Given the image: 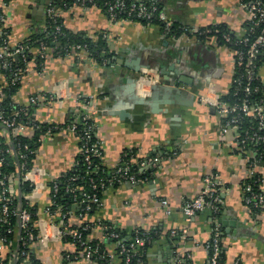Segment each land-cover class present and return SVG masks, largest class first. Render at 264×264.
<instances>
[{
  "label": "crops",
  "instance_id": "0c3cea01",
  "mask_svg": "<svg viewBox=\"0 0 264 264\" xmlns=\"http://www.w3.org/2000/svg\"><path fill=\"white\" fill-rule=\"evenodd\" d=\"M162 1L169 19L184 27L223 24L242 34L250 19L249 9L238 0ZM50 2L0 0L12 48L43 31ZM56 11L62 25L72 33L95 38L107 35L112 58L122 63L113 67L97 63L84 51L58 55L48 49L42 69H37L34 59L28 63L13 101L32 108L35 121L63 124L76 108L78 96L91 97L90 112L97 124L103 164L116 168L124 152L130 150L134 174L141 176L136 183L124 181L107 187L100 206L83 215L74 210L65 227L94 223L88 236L100 243L107 239L98 224L102 220L110 221L128 236L137 229L153 230L155 237L141 264H173L176 256L186 253L191 255V264H207L206 243L219 224L223 264H264V207L252 211L243 200V183L256 174L261 176L264 192V165L250 166L234 135H221L222 120L216 109L199 102L209 84H214L222 96L228 93L235 74L234 51L187 33L166 35L156 23L114 20L99 6L73 4ZM38 51L35 48L33 52ZM135 62L165 68L162 80H173L179 71V77L186 81L177 82L187 93L185 100L166 102L167 92L160 89L156 106L154 102L136 104L131 94L134 72L130 68ZM259 76L264 85V60ZM6 85L7 75L0 63V103ZM32 96H38L39 104L31 103ZM0 133L5 135L6 130L0 127ZM42 138L34 159V168L38 169L34 177L41 184L37 186L38 195L31 198L40 206L39 236L31 245L32 251L42 264H87L76 243L58 237L63 224H57L56 218L45 212L50 204L46 183L74 167L79 138L68 128ZM247 153L253 157L252 152ZM154 158L155 163H149ZM146 162L148 167L144 168L142 163ZM209 174H215L222 184L221 212L216 215L207 209L187 220L183 199L197 196ZM162 199L169 201L170 214ZM107 248L113 253L109 264H122L114 252L115 244L107 243ZM67 254L71 255L69 259Z\"/></svg>",
  "mask_w": 264,
  "mask_h": 264
},
{
  "label": "trees",
  "instance_id": "16d2710c",
  "mask_svg": "<svg viewBox=\"0 0 264 264\" xmlns=\"http://www.w3.org/2000/svg\"><path fill=\"white\" fill-rule=\"evenodd\" d=\"M73 1L74 0H56L55 2H53V6L56 10H60L73 5ZM112 1L114 0H98L96 6L102 7L105 11H107V6L105 4L106 2ZM144 1L150 5L155 0ZM262 1L264 2V0ZM132 2H134V0H125V3L127 5L132 4ZM65 3L67 4L64 5ZM156 5L159 11L165 9L162 0H157ZM126 13L127 12L123 10L118 14L115 20L129 19ZM133 18V20H138L144 24H159L166 35L176 36L180 35L183 31L181 25L176 23H173L171 31H165L164 23L159 20L156 15L151 20H145L142 18L135 17ZM56 20L57 21L54 22L53 19L47 17L45 22V28L43 29V31L25 39L21 43L23 46L22 52L14 55L11 58H8V65H5V59H0L2 69L7 75V85L4 88V99L0 103V109L7 117L13 116L14 111H20V115L17 117V121L26 123L28 127L32 129V133L26 132L25 134H19L17 136H7L6 134L2 135L0 133V154L4 157L1 170L4 173L12 174L14 176L13 180L15 181L17 186V193L12 198V208L18 211L26 209L30 213V220L28 222L27 229L19 227L20 219L18 215L11 214L9 216V223H3L0 221V233L7 236L10 242L12 241V243L8 245V248L4 253L5 264H38L41 262L36 258L31 246L38 239L39 236L37 222L39 219L40 206L37 202H34L27 197L33 191L34 185L30 181L25 180L23 178L26 170H30L34 166L36 150L38 149L41 143V137L45 135L49 129L54 134L55 132H58L64 128H69L70 126L75 125V135L78 136L79 139L80 136H82L84 132L91 126L89 143H87L86 146L91 147L92 144L98 140L96 133L97 124L95 123L94 119L85 118L86 111L83 109H80V112L78 113L73 111L71 113V116L63 124L53 122L41 123L33 119L32 108L17 104L13 101V95L17 93L20 87V81L13 80L14 73L19 72L20 70H22L24 73L26 71L28 63L32 59L36 61L37 69H42L45 63V57L41 55V53L43 52V45L47 48V50L54 49V53L58 55H65L66 52L71 51L72 48L77 45L86 46L89 56L92 57L99 64H104L105 61L108 62L114 56V53L110 49L108 38L104 34H100L95 38L85 34L72 33L62 25L61 18L59 16H57ZM57 25H61V31L59 33L55 31ZM215 26L220 28L222 31H231L223 24L210 25L211 28ZM263 27L264 24L255 26L250 20H248L244 27V30L248 32L247 34L250 37H255L260 34ZM6 31L8 32V34H10L8 28L6 29ZM231 32L232 35L235 37L236 34L233 31ZM219 38L220 44H223L221 37ZM201 39L206 38L203 37ZM3 44L4 37H0V45ZM35 48H38L39 50L36 53L33 52ZM263 60L264 54L260 55L258 58L257 72H259L260 65ZM239 75L241 76V72L239 71L237 75H234V82L230 86L228 93L222 97L223 100L229 102L230 104H233L241 103L245 98H249L250 102L253 103L259 102L264 99V85L262 84L260 78L256 79L253 82L254 86L259 87L258 90L252 91V93L247 95L244 91L246 84L245 78H242L241 84L235 82V79L238 78ZM239 125V133L241 135V138H243L246 131L253 132L256 129L258 121L252 117L244 116L239 118ZM0 127L3 128L2 126ZM7 131L9 132L10 130L7 129ZM261 133L264 134V130H261ZM84 143L85 141L80 139L79 147L83 146ZM26 145L28 146V149L25 148ZM8 149L9 151L7 152ZM245 151L246 153L248 151L253 153L252 160L256 161L258 158H261V160L263 161L264 141H248L245 144ZM23 153L26 154V158L24 159L20 157V155ZM89 153L91 155V163H88L85 159L87 153L79 152L76 158V164L70 171L65 173L63 176L51 181H47L46 183L50 191V214L56 215L57 222L59 221L60 217V214H58L59 211L62 215L63 212H66L70 209H74L79 212L81 208H84V206L86 205L85 202L82 206L81 204H76V202H79L84 199V192L88 193L89 195L96 194L102 199L104 190L107 187L111 185L120 184L119 181L115 179L119 176V173L116 171L117 167L113 169L108 168L105 164H103L99 156L95 155L93 152ZM132 156V151L126 150L121 157L120 165H128L129 172L131 174H134L136 172V168L131 163ZM136 176L138 178H141L140 175L136 174ZM259 177L261 176L259 174H256L255 176L245 181L243 184L250 183L255 191H261V181L258 180ZM55 188H57V191H55ZM68 188H70L71 190H68ZM97 206L98 204L94 203L93 209ZM59 208H62V210H59ZM251 209L252 211L257 212L260 211L262 208L251 207ZM91 211L92 209H90L89 212ZM216 215L218 214L216 213ZM101 223L105 226L110 227L105 230L107 239L103 241V243H100L97 240L89 239L88 234L90 233L91 229L82 230L80 227L78 228L82 230L84 238L88 240L87 243L93 248H98L97 253L94 254V259L97 260V264H109L111 258L110 253L108 252L107 243H115L114 252L117 254L120 252V246H118L119 239L110 237L109 232L113 230L118 232L121 235V240L128 245L131 241L134 240L136 230H134L131 235L128 236L124 232L119 230V228L110 221L102 220ZM10 228L12 229V231H9ZM137 230H139V232H145V230L142 229ZM18 231L20 232L18 236V239L20 238V240H18L17 242L15 238ZM29 232H32L34 235V238L32 240H30L28 237ZM149 233L154 239L155 231L152 230L149 231ZM63 240L76 243V245L79 247V252H82L84 250L83 246H81L76 241H73L72 237L70 236L64 237ZM149 246H151V243L148 242L138 247V251L133 254L129 261H127V257L125 254L119 255L121 263L141 264L145 262V260L147 259L146 252ZM26 254L28 257L26 256ZM220 256V264H223V250Z\"/></svg>",
  "mask_w": 264,
  "mask_h": 264
},
{
  "label": "built area",
  "instance_id": "2783aa9c",
  "mask_svg": "<svg viewBox=\"0 0 264 264\" xmlns=\"http://www.w3.org/2000/svg\"><path fill=\"white\" fill-rule=\"evenodd\" d=\"M56 0H51L49 6L47 7V17L50 19H53L54 22H56V18L58 16L56 9L53 6V2ZM98 0H74L73 4L79 5L82 7H88V6H96ZM156 1L152 2L150 5L145 2L144 0H134L132 4L127 5L125 3V0H114L112 2H106L107 6V13L112 19H116L118 14L122 12L123 10L126 11L127 16L130 20H133L135 18H142L145 20H151L156 15L159 20H161L164 23V29L165 31L169 32L172 30L173 22L169 19L167 16V13L165 9L158 10V7L156 5ZM243 6L247 7L250 12V21L255 25L259 26L261 24H264V2L262 0H238ZM65 3L64 5H66ZM5 13L0 8V37H4V44L0 45V59H5L6 63L5 65H8V58L13 57L14 55L21 53L23 50L22 44H19L15 47H11L9 44V34L6 31V27L4 26L5 22ZM127 17V18H128ZM133 18V19H132ZM216 25V24H214ZM183 33L190 34L196 38H206L210 39L213 44H220V38L222 40V45L230 47L234 51V66L235 71L234 75H237L238 71L241 72V76L239 75L238 78L235 79V82L238 84H241L242 78H245L246 84H245V93L249 95L252 93V91H257L258 86H254L253 82L256 79H259V72H257V65H258V58L260 55L264 54V27L261 30L260 34H258L255 37H250L245 30L242 34H236L234 37L232 35L231 31H222L217 26L211 28L210 26H206L203 28H190V27H184ZM55 31L59 33L61 31V25H57L55 28ZM107 36V35H106ZM43 52L41 53L42 56L46 57V51L47 48L43 45L42 46ZM87 52L86 46L83 45H77L72 48L71 51L66 52L65 55H72L77 54L80 52ZM89 54V53H88ZM114 58H111L108 62L105 61L104 64L112 62ZM143 69V68H142ZM23 76V71L20 70L19 72L14 73L13 80L14 81H21ZM159 73L154 69H144L141 70L140 75L138 76L137 80V93L140 96H149L151 94V86L158 82L160 80ZM234 82V80H233ZM222 95H220L215 87L214 84H209L207 90L199 97V102L203 105H208L216 109L219 116L222 120V126H221V135L222 136H228L229 134L234 135L235 141L238 145V147L244 152L245 159L249 163L250 166L256 167L260 164L264 165V160L262 161L261 158H258L256 161L252 160V156L250 154H245V144L248 141L252 142H259L264 141V134L261 133V130H264V99H262L259 102H250L249 98H245L241 103H233L230 104L229 102L222 99ZM77 106L74 109L75 112H80V109H83L86 111L85 118H93L92 113L90 112V109L92 108V98L91 97H83L82 95L77 97ZM30 101L32 104H39V98L38 96H32L30 98ZM20 115V111H14L13 116L7 117L3 113V111L0 109V126L3 127V129L6 130V135H12L17 136L19 134H25L30 130V127L24 122L17 121V117ZM248 116L256 119L258 121V125L256 129L253 132L246 131L243 138H241V135L239 133V118ZM75 125L70 126L68 129L72 130L75 133ZM10 130L8 132L7 131ZM90 132H91V126L89 129H87L82 136H80V139L85 141L83 146L79 147V152H85L86 155V161L88 163H91V155L89 152H93L95 155L101 157L102 154V146L100 143V140L94 142L91 147L86 146L87 143H89L90 138ZM52 131L49 129L48 132L43 135L44 137L52 135ZM42 136V137H43ZM41 137V141L42 138ZM79 139V140H80ZM26 149H28V146H25ZM9 149L7 150V152ZM21 158H26V154H21ZM157 159H150L149 163L153 162L155 163ZM4 161V157L0 154V221L3 223H9V216L11 214L18 215L20 219V228L27 229L28 228V222L30 220V213L23 209L21 211L15 210L12 208V198L17 193V186L15 181L13 180L14 176L12 174L4 173L1 170L2 163ZM148 162L142 163V166L144 168L148 167ZM37 168H31L30 170H26L24 173L23 178L25 180L30 181L34 185L33 191L27 196L29 199L35 197L38 195L37 192V186H39L41 183H38L35 180L34 173L37 171ZM119 173L118 178L115 179L119 181V183H122L124 181H129L132 183H136L139 181L140 177L138 178L136 174H131L129 172V166H121L120 162L117 165V170ZM261 181V177L259 179ZM221 182L217 180V177L215 174H209L205 176L204 178V187L201 190V192L195 196V197H187L183 199V211L184 215L187 220H190L192 217H194L198 212L204 211V210H211L214 214H219L221 212L222 208V197H221V188H220ZM261 189V188H260ZM68 190H71L68 188ZM55 191H57V188H55ZM84 199L76 202V204H81L85 202L86 205L84 208H81L80 215L89 213L90 209H93V204L96 203L98 206L102 204V200L100 197H98L96 194L89 195L88 193H83ZM243 200L244 204L248 206L249 208H263L264 207V192L261 189V191H255L250 183L243 184ZM161 204L165 207V211L167 214H170L172 212V207L167 199H162ZM50 205L49 204L46 207L45 212L50 214ZM59 210H62V208H59ZM74 209H70L66 212H63L62 215L60 211L58 214H60L59 221L57 224L61 225L63 224L62 228H60V233L58 234V237L61 239H64L66 236L72 237L73 241H76L81 246H83L82 251V258L87 264H97V260L94 259V254L97 253L98 248H93L91 245H89L87 242L88 240L84 238L82 230H89L92 229L94 226V223H85L79 226L82 230H80L78 227L69 229L68 227H65L66 221L68 220L69 216L73 213ZM52 217L56 218V215L50 214ZM55 222V223H56ZM98 224L100 228L103 229L104 234L106 235L105 230L107 228H110L108 226L103 225L100 221H98ZM39 229V228H38ZM9 231H12L10 228ZM183 233H186V229L182 230ZM221 228L220 225L217 224L215 228L213 229V233L211 238L206 243V248L208 251V262L207 264H220V255L223 250V246L221 243ZM173 233H176V231H173ZM110 237H113L115 239H119L118 246H120V252L117 255H126L127 261L130 260V258L138 251V247L146 244L151 243L153 238L149 231L145 232H139V230H136V234L134 237V240L131 241L128 245L121 240V235L116 232L115 230L109 232ZM28 237L30 240L34 238V235L32 232L28 233ZM12 243L10 242L7 236L0 233V264H5L4 258H5V251L8 248V245ZM26 244V242H25ZM115 244V243H114ZM27 256V254H26ZM113 256V253H110V257ZM28 257V256H27ZM66 257L69 259L71 257L70 254H67ZM38 264H42L41 262ZM173 264H191V255L186 253L181 256H176L173 260Z\"/></svg>",
  "mask_w": 264,
  "mask_h": 264
},
{
  "label": "water",
  "instance_id": "95a60500",
  "mask_svg": "<svg viewBox=\"0 0 264 264\" xmlns=\"http://www.w3.org/2000/svg\"><path fill=\"white\" fill-rule=\"evenodd\" d=\"M120 63H122L120 59L114 58L112 62H109V65L115 67L117 64H120ZM130 68L134 72L133 73L134 83L131 87V94H132L133 101L136 104L150 105L154 102L153 106H156L157 105L156 97L158 96L157 92H159L160 89H162V91L167 92L166 102H180V101H183V99L185 100L184 96H186L187 93L185 92V90H183V88L182 89L180 88L179 83L184 84L186 83V81L184 78L179 77L180 75L179 71L175 72L176 75L173 76V80H168V79L162 80V75L166 72L165 68L161 70L160 68L143 65L140 63H136V62L131 64ZM142 68H151V69L156 70L159 73L160 78H161L158 82H156L155 84L151 86V94L149 96H140L137 93V80H138V76L141 73ZM121 113H123V110H121ZM220 221H222V218Z\"/></svg>",
  "mask_w": 264,
  "mask_h": 264
}]
</instances>
